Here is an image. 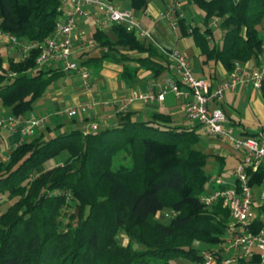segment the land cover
I'll use <instances>...</instances> for the list:
<instances>
[{
    "label": "trees",
    "instance_id": "trees-1",
    "mask_svg": "<svg viewBox=\"0 0 264 264\" xmlns=\"http://www.w3.org/2000/svg\"><path fill=\"white\" fill-rule=\"evenodd\" d=\"M190 1L204 14L206 29L195 27L191 35L208 60L220 62L230 73L239 61L260 60L264 0ZM130 2L135 10L148 4ZM60 14L61 0H0V31L42 41L53 33ZM216 20L224 33L219 45L210 41V24ZM114 32L116 40L105 30L94 31L97 46L79 55H88L82 60L85 65L100 67L109 58L124 64L131 52H147L138 60L155 65L152 42L122 25L115 24ZM37 53L7 63L0 57V100L18 117L32 111L49 85L65 73L38 67ZM136 69L125 65L123 74ZM120 113L117 124L87 135L79 128L34 135L0 161V205L14 200L0 213V264H172L176 258L204 264L205 256L193 242L224 243L230 234L229 210L222 200L211 208L200 201L211 180L205 171L210 155L196 148L201 124L172 125L164 113L150 120L134 119L130 111ZM63 152L67 154L61 161L46 165ZM215 158L222 174L224 160L218 154ZM250 175L252 187L263 185L264 165ZM73 204L77 211L69 213ZM165 209L174 212L168 223L158 217ZM261 222L259 217L253 230L259 231ZM122 233L127 244L120 242ZM215 255L221 261L222 254ZM239 264L264 262L256 255Z\"/></svg>",
    "mask_w": 264,
    "mask_h": 264
},
{
    "label": "built area",
    "instance_id": "built-area-1",
    "mask_svg": "<svg viewBox=\"0 0 264 264\" xmlns=\"http://www.w3.org/2000/svg\"><path fill=\"white\" fill-rule=\"evenodd\" d=\"M179 2V0H174L164 12V16L173 24H175L173 17L177 14ZM91 17L94 18L95 25L99 29L106 30L110 25H122L128 31L135 32L140 38H147L156 43L152 33L142 25L135 12L117 5L114 0H61V14L56 21L55 29L49 37L42 41H25L15 35L2 34L19 49L21 59L29 58L36 50L38 67L79 73L86 87L92 89L94 85L92 70L77 56L97 46L94 39L88 38L85 30L77 31L79 19ZM218 23L219 21L216 20L213 25L217 27ZM161 51L170 59L180 83L183 84L179 86L180 84L174 81L169 84V87L184 100L186 117L193 123L201 124L200 126L209 136L225 140L234 150L242 154L239 165L234 170V176L231 175L236 179L231 182L218 175L214 181L215 188L200 196V201L205 207L211 208L218 200H222L223 206L230 212L232 219L229 224L230 234L226 236L223 248H221V264H239L243 259H251L256 255L264 260V212L261 210V206H264V184L258 188L250 184L252 178L250 173L257 172L264 165V134L237 135L236 129L228 122L224 110L212 106L214 102L224 101L228 90L233 91L240 82L245 81L243 74L248 68L243 62H237L226 81L212 88L211 83L195 74L185 54L183 55L178 49H168L163 46H161ZM253 67L249 79L253 81L255 88L262 90L264 51ZM166 93L167 88L162 87L159 91L145 94L135 93V97H140L146 102L163 101ZM106 104L113 106L119 112H124L128 108V102L119 100L106 101ZM90 108V104L80 103L68 106L63 114L69 118H76L80 114H87ZM48 123V115L34 111L22 117L9 114L0 118V127L20 132L21 140L16 146L36 135L39 129L46 128ZM100 127L99 122L93 121L83 129V133L84 135L90 134ZM257 191L260 197L258 211L254 208L257 204L255 200ZM165 215L170 216V213L167 212ZM259 217L262 218L261 228L255 231L253 229ZM212 262L213 257H209L207 264H213Z\"/></svg>",
    "mask_w": 264,
    "mask_h": 264
},
{
    "label": "crops",
    "instance_id": "crops-1",
    "mask_svg": "<svg viewBox=\"0 0 264 264\" xmlns=\"http://www.w3.org/2000/svg\"><path fill=\"white\" fill-rule=\"evenodd\" d=\"M114 1L117 5L123 7L124 9L133 10L142 25L152 33L156 43L147 38L141 39L147 43L152 42L155 45L157 55L152 57L155 65L141 63L138 60L139 57H147V52H131V59L124 61V64L123 62H117L112 58L105 59L99 67L98 74L93 76L92 73V81L94 84L92 89L86 87L79 73L65 72L49 85L43 96L35 103L32 111L38 114H46L49 117V129H39L36 135L44 134L49 136L60 130H70L76 128L83 130L93 121L99 122L101 127L115 125L120 121L121 113L113 106L106 104V101L111 100L128 102V108L124 112L130 111L134 119L150 120L152 119L153 114L164 113L171 117L172 125H180L183 127L191 126V128L199 125L191 122L186 117L184 100L178 97V95L169 87L171 82H178L179 77L174 71L169 59L161 54V46L168 49H178V51L183 55L185 54L191 62L195 74L211 83L212 88L220 86L229 77L230 71H228L227 68H225L220 62L217 63L215 60H208L206 55L202 53L199 46L196 45V42L191 35L192 29L195 27H200L202 31L206 29L203 19L204 14H200V12L197 13V11L194 10V7L196 6L192 1L179 0L180 2L177 6V14L173 17V22H175V24L164 16V12L171 6L174 0H148L147 7L144 10L133 9L131 7L130 0L129 5L127 6H125V3L123 6L118 2V0ZM183 18L185 19L184 26L180 24V20ZM210 25H212V23ZM186 27L189 28L188 33L184 30ZM217 28H220L219 23ZM82 29L87 32L88 38L94 39L93 34L97 29L94 18H80L77 23V31ZM105 32H107L113 40L117 39L114 32V25H110ZM223 34L224 33L221 31V38L218 40L214 33V37L210 38V41H212L211 43L218 45L221 44V42H223ZM4 44L6 45L4 46ZM81 53L76 55L79 56ZM85 56V59H87L88 55L86 54ZM0 57H2L6 63L9 59H15L16 61L22 60L19 49L10 44L6 36H4L1 31ZM81 60H83V58H81ZM256 62L257 61L255 59L244 62L246 68H248L245 74H243L245 81L240 82V84H238L233 91L228 90L224 101L220 103L214 102L212 104V106L214 105L224 110L228 118V122L236 129L237 135L256 133L264 134V129L261 131H255L245 126L246 119L243 116V113L235 107V105H238L241 96L246 94L249 97L250 107L254 109V113L257 112L262 116L261 118H264V94H257V90L252 83L253 81L249 79V75L251 73L250 71L254 68L253 66L256 65ZM125 65H129L132 68L137 69L135 71L132 70L130 75H125L123 74V68ZM162 87L167 88L166 97L163 101L157 100L146 102L140 97H135V93L145 94L152 91H159ZM80 103H88L91 105V108L87 114H80V117L72 118L75 125L69 124L66 127L65 125L63 126V124L57 122V116L63 114V111L68 106ZM0 109H2V111L4 110L2 115L5 116H8L11 112L9 109L4 107L1 100ZM247 109L250 110L248 107ZM248 110H246V113L248 119H250L251 114ZM51 118L55 121L54 131L51 126ZM1 130L8 133L7 138L13 145L12 149L16 147V144L21 140L20 132L10 131L8 129ZM198 131L200 133L199 129ZM208 137L214 141L218 140V144L221 145V138L211 137L209 135ZM12 149L7 150L3 154V150H0V161L7 159ZM215 154L222 157L224 164H226L230 155V150L223 148ZM237 159L239 164L240 159ZM215 162H217L216 158ZM255 200L257 203L260 202L259 191L256 192Z\"/></svg>",
    "mask_w": 264,
    "mask_h": 264
},
{
    "label": "rangeland",
    "instance_id": "rangeland-1",
    "mask_svg": "<svg viewBox=\"0 0 264 264\" xmlns=\"http://www.w3.org/2000/svg\"><path fill=\"white\" fill-rule=\"evenodd\" d=\"M118 2L120 4H122L124 6V3H125V6L129 5V0H118ZM194 10L198 12H200V14H202L200 8H198L197 6L194 7ZM213 22L212 21V26H213V30H214V33L216 35V38L218 40H220L221 36V29L220 28H217V27H214L213 25ZM263 26H264V23H263ZM263 37H264V27L262 28V31H261ZM7 38V37H6ZM11 44V43H10ZM6 44H4L5 46ZM91 50V49H90ZM86 58L83 57V60ZM80 61V59H78ZM90 69L92 70V73H93V76H96L99 72V67L98 66H95V65H91L90 66ZM257 90V94H260L262 93V90H258V88H255ZM238 94V93H236ZM241 95V93H240ZM250 103H249V97L245 94H243L238 102V105H235V107H237V109H239V111L241 113H243V116L245 117L246 119V122H245V126H247L249 129L251 130H259L261 131L262 129H264V118H261L262 116L259 115V113L255 112L254 113V109H252V107H250ZM247 107L250 109L248 110ZM246 110L250 111V114H251V117L250 119H248V116H247V113H246ZM4 112V110L2 111V109H0V118L1 117H4L5 115H2ZM80 117V116H78ZM51 126L53 128V131H54V123L55 121L52 120L51 118ZM57 122L58 123H61L63 124V126L65 125L66 127L69 125V124H74V120L72 118H69L67 115L65 114H60L57 116ZM1 129H5L4 127H0V150H3L2 151V154L4 152H6L7 150H11L13 145L11 144V142L9 141V139L7 138V135L8 133L5 132L4 130H1ZM200 134H201V141L200 143L196 146L197 149H203L206 153H208L210 155V158L208 159V162H207V166H205V171L207 174L211 175V180H209V182L205 185V191L206 193L209 192L211 190V186H212V183L216 180V178L218 177V175L222 176L223 178H226V179H229V181H233L235 180L236 178L233 177L234 176V170L236 169V167L239 165L238 164V159H241L242 158V154L240 152H237L236 150L233 149V147L229 144H227L225 142V140L223 139H220L221 141V145L218 144V140H211V138L208 137V135L204 132V130L202 129V127H200ZM59 132V131H58ZM58 132H55L54 134L58 133ZM54 134H51L49 136H52ZM35 137V136H34ZM34 137H30L28 140L34 138ZM227 149V150H230V155H229V158L226 162V166L224 167V170L222 172V174L219 173V167H218V164L217 162H215V153H217L219 150L221 149ZM1 152V151H0ZM66 152H63L61 153L59 156H57L55 159H51L50 161H48L46 163V165L49 167L55 163H58L59 161H61L64 156H66ZM6 160V159H5ZM124 161H127V160H124ZM47 167H43V169H45ZM233 175V176H231ZM14 200H7L6 202L2 203L0 205V213L10 204L12 203ZM255 210L258 211L259 207H258V203L256 204V206H254ZM69 211V213L73 212V211H77V208L75 207V204H73L71 207H69L67 209ZM169 212L170 213V216H166L165 213ZM173 215V211H170L168 209H165L162 213H160L158 215V217L168 223L171 219V216ZM230 224V223H229ZM120 242L123 243V244H127L129 242L128 238L126 237V235H124L123 233L120 235ZM225 242V241H224ZM193 245L194 247L198 248V250H200L201 254L203 256H205V263L204 264H207V261H208V258L209 257H213V264H221L222 261H218L215 257L216 255L214 253H220L221 252V248H223V244H218V245H214V244H208V243H202L200 241H196V242H193ZM135 247L136 248H143V245L142 244H139V243H136L135 244ZM214 254V255H213ZM264 262V260H263ZM172 264H201L200 262H194V261H187L183 258H176L172 261Z\"/></svg>",
    "mask_w": 264,
    "mask_h": 264
}]
</instances>
